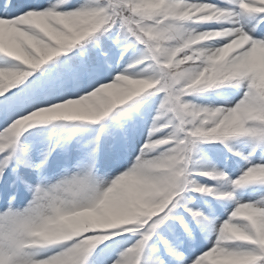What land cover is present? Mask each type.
I'll list each match as a JSON object with an SVG mask.
<instances>
[{"label":"snow or ice","instance_id":"6c2138e0","mask_svg":"<svg viewBox=\"0 0 264 264\" xmlns=\"http://www.w3.org/2000/svg\"><path fill=\"white\" fill-rule=\"evenodd\" d=\"M204 6L228 13L231 22L224 27L235 29L232 35L216 41L217 46L227 43L241 31L246 32L250 38L249 44L235 53L237 57L244 58L243 65L236 69L240 78L236 87L242 88L243 94L231 106H216L221 108V116H224L237 103L247 102L245 93L252 94L254 91L249 89L250 83H255L257 77L264 80V13L259 16L254 13H241L244 18L240 19L233 8L221 7L210 0H163L162 3L160 0H0V73L4 77L0 79V135H3L0 139V188L5 183L12 186L24 184L26 181L20 174L21 167L39 172L60 142L59 133H54L56 140L53 141L48 138L46 130L37 129L36 132L29 133L33 139L26 143L27 138L21 140L23 134L8 136L5 133L10 125L21 119H30V114L46 109L49 105L69 99L79 102L80 98H86L100 86L109 84L118 74H128L129 65L144 56V44L141 43L136 24L142 17H151L145 23H159L160 26L193 23L214 25V22L199 21L196 17L173 19V14ZM71 12L94 14L102 25L73 35L75 21L66 15ZM219 27L211 26L204 30H218ZM155 59L160 60L162 57ZM150 69L154 70L155 66L150 59H145L131 71L139 76ZM161 84H164L163 80ZM166 90H152L134 97L139 99L131 98L117 106L115 112L112 110L107 115L93 118L104 120L100 127L104 133L103 139L107 141L106 167L110 172L119 174L134 171L138 158L142 160L150 156H160L174 149L180 140H196L191 135L194 131L193 125L184 124L182 131H173L179 125V117L172 118L169 113L168 117L158 119L161 111L158 106L164 102ZM256 94L261 95L259 92ZM157 95L160 96V102L148 125L144 143L134 156H129V142L151 109V98ZM188 95L192 94L185 96ZM129 101L133 103L128 104ZM125 105L127 106L123 107ZM88 107L90 106L85 105V108ZM169 119L171 122L167 127L157 130V123L163 124ZM258 123L249 121L245 127L252 129L250 132L221 137L217 141L246 137L251 148L250 155L259 149L264 156V125L254 127ZM160 140L168 142L152 151L144 147ZM100 142L101 137L97 134L88 142L87 154L97 149ZM225 147L232 151L227 143ZM30 151L38 153V162L32 161ZM244 159L247 167L232 180V184L242 186L264 182L241 180L249 168L264 165V160L253 163L247 157ZM217 175L222 174L211 171V175L207 177L213 178ZM198 187L193 185L187 189L196 191L194 188ZM203 187L204 191L196 192L207 193L211 190L208 186ZM181 193L173 195L154 214L145 215L136 223L128 225L131 231L116 229L117 234L112 235L97 250L94 264H108L121 247V241L115 237H123L125 234L138 238L132 246L124 248L125 251L121 253L123 260L117 264H142V257L143 264H168V260L174 261V264H188L178 245L169 238L176 236L178 228L189 240L194 239L192 225L175 211L179 207ZM124 195L118 188L116 198ZM233 195L223 194L224 197ZM185 211L204 234L209 229L215 234V239H210L209 244L196 248L200 252L199 256H196L195 251L189 254L188 260L191 264H264V203L257 205L237 201L228 213V218L218 227L209 223L204 213L199 210L185 208ZM208 215H212L211 209ZM153 237H156L157 246L162 252L157 251L155 256H145V247Z\"/></svg>","mask_w":264,"mask_h":264},{"label":"clouds","instance_id":"9594fccd","mask_svg":"<svg viewBox=\"0 0 264 264\" xmlns=\"http://www.w3.org/2000/svg\"><path fill=\"white\" fill-rule=\"evenodd\" d=\"M221 4L233 8L240 19L244 18L241 13L257 16L264 13V0H221ZM66 15L75 21L73 35L102 25L94 14L71 12ZM191 17L218 23L220 27L205 31L199 29L198 23L160 26L145 23L151 17H142L136 24L144 44V56L129 65L128 74H118L109 84L100 86L79 102L69 99L39 109L30 114V119L15 121L5 133L22 135L30 127L47 122H97L94 117L107 115L129 99L165 88L164 102L158 106L161 110L158 119L168 117L169 113L172 118L179 117L174 132L182 131V126L189 124L194 126L191 135L196 140L217 141L221 137L250 132L252 129L245 127L249 121L259 122L254 127L264 125V80L259 77L248 85L254 91L245 93L247 102L237 103L224 116L220 107H201L182 101L189 93L200 95L226 85L236 87L240 79L236 69L243 65L244 58L235 53L250 42L246 32L241 31L217 46L216 41L235 32L224 27L231 22V17L218 8L204 6L173 14V19ZM145 59H150L155 69L135 75L131 70ZM3 78L0 73V79ZM85 105L90 107L85 108ZM170 122L171 119L157 123V130ZM196 140H180L167 153L138 158L134 171L115 176L100 171L95 149L53 177L41 176L35 184L25 182L29 199L17 206L13 194L8 197L7 206L0 209V264H94L97 250L117 234L116 229L131 231L128 225L154 214L173 195L193 186L190 166L197 163L193 159ZM167 142L153 141L144 147L152 151ZM196 174L210 176L211 171L200 170ZM248 179L264 181V165L249 168L241 177V180ZM118 188L125 193L119 199L115 196ZM194 190L205 189L199 186ZM124 251L117 252L108 264L122 261Z\"/></svg>","mask_w":264,"mask_h":264},{"label":"rangeland","instance_id":"374dc122","mask_svg":"<svg viewBox=\"0 0 264 264\" xmlns=\"http://www.w3.org/2000/svg\"><path fill=\"white\" fill-rule=\"evenodd\" d=\"M210 2L215 3L212 0H210ZM211 26L218 27L219 24L215 22L214 25L209 23H202L199 25V29L204 30ZM242 94H243V89L240 88L234 94H230V95L224 94L223 99L221 101H217V103H213L211 105H205V106H217V105L231 106L241 98ZM151 99H152L151 109L146 114L144 121L139 124L137 131L135 132L133 138L129 142V146H128L129 156H134L136 152L139 150L140 145L144 143V138L147 135L148 125L151 123L152 115L154 114L156 106L160 102L159 95ZM126 106L127 105L123 107ZM115 111L116 110H114V112ZM109 115L111 116L112 114ZM103 123L104 120L97 122H93V121L52 122L51 125L45 123L40 124L36 127H33L29 131L24 132L21 137V140H25V138H27L25 140L26 143H30L31 140L33 139L29 135V133L36 132L37 129L46 130L48 138L53 141L56 140V136L54 135V133H59L60 142L56 147V149L49 156L48 162L43 169L37 172V170H34L32 168L21 167L20 174L25 178V181L28 184H35L41 176H48V177L55 176L61 171L62 168L66 166H70L71 164L75 163L77 160L85 157L87 154L88 142L98 134L101 137V142L97 147L98 158H99L98 167L102 173L115 176L116 173L110 172L106 167L107 141L103 139L104 133L100 127V125ZM30 157L34 163L38 162L39 160V156L36 151H30ZM240 174L241 172L238 175L234 176L233 180L236 177H238ZM197 181L198 182L195 184V186H207L200 182L201 178H198ZM13 194H15L16 196L14 203L17 206H22L29 199V193L25 189V184H17L15 186H12L9 183H5L4 187L0 188V209H3L4 207L7 206L8 197ZM189 201L192 205L198 203L196 199ZM237 201L250 202L257 205L262 204V202H259L255 199H250V200L238 199L232 204H228V205L222 204L221 207H219L216 210V214L214 216L205 217V218L209 221V223H214L218 227L224 220L228 218V213L232 211ZM176 211H178L181 216H183L188 222H190V218L185 212H182L181 210H179V208H177ZM177 232L178 230H176V233ZM181 234L177 233L175 237L170 236L169 238L173 239L174 242L178 245L179 250L183 253L184 258L188 262V264H191V261L188 260V256L191 252L195 251L196 256H199L200 252L196 251V248L209 244L210 239L211 240L215 239V234L211 229H209L207 234H204V232H202V230L199 229L198 231L195 232L194 235H192L194 237L193 240H189L186 237L183 241L182 240L183 238H181L180 236ZM137 238L138 237L131 234H125L123 237H119V236L115 237V239L121 241V247L118 249V251H121L126 247L132 246L137 240ZM157 251L162 252V250L158 248L157 250H154L153 253L154 256L157 253ZM114 256L115 254H113L112 258H114ZM164 258L167 260V257ZM194 258L195 257H193V259ZM168 264H174V261L168 260Z\"/></svg>","mask_w":264,"mask_h":264},{"label":"trees","instance_id":"16d2710c","mask_svg":"<svg viewBox=\"0 0 264 264\" xmlns=\"http://www.w3.org/2000/svg\"><path fill=\"white\" fill-rule=\"evenodd\" d=\"M216 1L218 4H221V0ZM237 89L238 88L234 86H226L215 90H209L200 95H188L184 97V100L193 102L196 105H208L223 99L224 94H231ZM226 143L232 148V151H229L228 148L225 147ZM235 153H240V155H236ZM244 157H247L248 160L253 163L264 160V156H262L259 149L250 155L249 142L246 137L229 138L225 142L195 141L193 145V159H195L197 163L190 166L192 169L190 175L192 184L197 177H201L202 180H204V184H212V190L218 189L221 190V192L227 191L226 193H233L234 195L232 197H224L222 193L214 194L212 191L207 193H192L190 197H195L198 200L194 210H199L204 213L205 217H210L215 215L216 209L220 207L222 203L226 202L229 204L235 201V197L238 199H255L264 203V182H256L242 186L230 184L231 175L238 173L242 166L247 163ZM200 170H208L214 173L221 172L222 175L210 178L204 175L194 174L196 171ZM230 188H232L233 192H230ZM188 190L189 189L186 188L181 193L179 208H182V210H185V208H193L190 203H187L185 200ZM209 209L212 210V215H208ZM191 225L196 231L200 229L193 221ZM156 249H158L156 237H153L152 241H149L148 245L145 247V256L149 254L152 255V252ZM143 259L144 257H142V264Z\"/></svg>","mask_w":264,"mask_h":264}]
</instances>
